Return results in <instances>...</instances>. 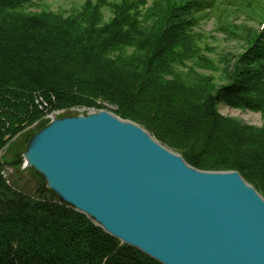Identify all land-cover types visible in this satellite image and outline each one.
Masks as SVG:
<instances>
[{
    "label": "trees",
    "instance_id": "1",
    "mask_svg": "<svg viewBox=\"0 0 264 264\" xmlns=\"http://www.w3.org/2000/svg\"><path fill=\"white\" fill-rule=\"evenodd\" d=\"M141 2L85 0L63 13L31 11L36 0H0V151L49 112L110 108L194 168L237 171L264 198V124L247 126L217 108L264 114V21L217 68L201 50L208 36L193 31L252 0H155L139 13ZM175 13L182 19L171 22ZM36 195L47 198L19 190L0 167V264H161L45 186Z\"/></svg>",
    "mask_w": 264,
    "mask_h": 264
},
{
    "label": "water",
    "instance_id": "2",
    "mask_svg": "<svg viewBox=\"0 0 264 264\" xmlns=\"http://www.w3.org/2000/svg\"><path fill=\"white\" fill-rule=\"evenodd\" d=\"M86 109L51 112L5 164L161 264H264V198L237 171L194 168L137 123Z\"/></svg>",
    "mask_w": 264,
    "mask_h": 264
},
{
    "label": "rangeland",
    "instance_id": "3",
    "mask_svg": "<svg viewBox=\"0 0 264 264\" xmlns=\"http://www.w3.org/2000/svg\"><path fill=\"white\" fill-rule=\"evenodd\" d=\"M85 0H36V5L31 7V11H36L38 8L46 7L52 11L69 13L72 9L78 8V6L84 3ZM96 3H99L102 0H92ZM108 1V0H107ZM113 1V0H112ZM141 4L137 7L139 13L144 12L153 6L155 0H141ZM246 2V0H245ZM162 5L164 7L165 0H162ZM137 5V4H135ZM146 7V9H145ZM162 7V8H163ZM137 11V9H135ZM140 19V17H138ZM177 16V13L172 14L169 17L171 22L179 21L182 18ZM187 19V17H184ZM219 17H209L203 18L199 22V26L195 27L193 31L205 33L208 36L206 44L201 47L202 53H205L209 59L217 62L213 63V67L217 68L225 55L229 60L235 57L240 50L246 48V46L254 40L258 31L260 30V24L264 21V1L263 0H252L251 4L243 5L242 9H229L220 19ZM195 49H197L194 46ZM200 51V49H197ZM201 52V51H200ZM244 51V57L246 55ZM224 54V55H222ZM219 61V62H218ZM223 67V66H222ZM220 67V68H222ZM206 71V70H203ZM209 72H211L209 70ZM217 83L220 84L221 81H218L221 77L220 71L214 73ZM218 112L223 117H231L239 122L251 126L260 128L264 124V114L259 112V108L248 109V108H235L233 106L225 105L221 103L217 106ZM106 111L112 112L110 108L104 109ZM88 111L80 108H71L69 110H56V115L65 116V115H74L79 113H86ZM53 112V111H52ZM51 113V112H50ZM47 122L43 119L39 121L37 126L31 125L21 132L14 136L7 144V146L0 151V160L4 161V164L1 166L3 176L8 180V182L19 190L33 195L35 197H46V195L37 196L35 193L34 180H28L26 177L27 170H23L17 167H10L5 164V161H10L14 158L15 154H18L21 151L22 146L26 143L24 139L27 134H33L34 132H40ZM139 125V124H138Z\"/></svg>",
    "mask_w": 264,
    "mask_h": 264
},
{
    "label": "bare ground",
    "instance_id": "4",
    "mask_svg": "<svg viewBox=\"0 0 264 264\" xmlns=\"http://www.w3.org/2000/svg\"><path fill=\"white\" fill-rule=\"evenodd\" d=\"M37 123L33 124V125H36Z\"/></svg>",
    "mask_w": 264,
    "mask_h": 264
}]
</instances>
